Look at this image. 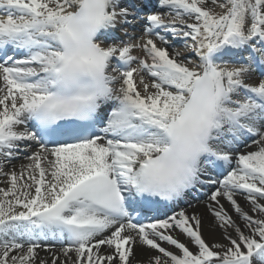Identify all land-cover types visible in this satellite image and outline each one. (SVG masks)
<instances>
[{"label": "snow or ice", "instance_id": "1", "mask_svg": "<svg viewBox=\"0 0 264 264\" xmlns=\"http://www.w3.org/2000/svg\"><path fill=\"white\" fill-rule=\"evenodd\" d=\"M156 9L0 0V264H264V0Z\"/></svg>", "mask_w": 264, "mask_h": 264}, {"label": "bare ground", "instance_id": "2", "mask_svg": "<svg viewBox=\"0 0 264 264\" xmlns=\"http://www.w3.org/2000/svg\"><path fill=\"white\" fill-rule=\"evenodd\" d=\"M125 2L127 4H131L130 0H125ZM135 6V5H134ZM156 7V4H155ZM137 24H135V28L131 29V27H128V31L129 34H134L136 35H140L141 33L139 32V30H137L136 27H138L140 25L139 22H136ZM143 30V29H142ZM141 30V31H142ZM116 36L119 37L120 39H124V33L123 31H117L116 32ZM176 42V41H175ZM257 78H255V75L253 74L252 76V80H250L249 82H254ZM15 166L17 168H19V166L23 163H26V161H24L23 159H18L17 161H14ZM4 178L0 177V180H3ZM0 186H4L2 183H0ZM238 202L245 208V210H248V205L246 203V201L243 199V197H237ZM206 201L205 200H190L189 202H186L185 205L182 208L187 209L188 213L191 214L193 212H196L197 214H199L202 218H203V227H202V233H203V237L206 240V242H208L209 244L215 242V241H220L221 240V233L219 229H216L215 231L211 230L209 225L213 223V218L210 215V213L207 210L206 207ZM222 203H225L226 207H229L227 205L226 202L222 201ZM192 205V206H190ZM229 210L231 211V209L229 208ZM178 211V210H177ZM234 215V214H233ZM182 241L185 240V238L183 236L179 237ZM191 247V245H189ZM193 251H195V249H192ZM135 254H136V261H142L143 264H148V258L151 255H155L156 253L153 251H149L146 250L144 248L141 247H137L135 249ZM40 256L44 257L47 256V253L41 251L40 252ZM135 264V262H134Z\"/></svg>", "mask_w": 264, "mask_h": 264}, {"label": "rangeland", "instance_id": "3", "mask_svg": "<svg viewBox=\"0 0 264 264\" xmlns=\"http://www.w3.org/2000/svg\"><path fill=\"white\" fill-rule=\"evenodd\" d=\"M154 10H157V9H154V8H149V9H147V13H149V12H151V11H154ZM144 21V20H143ZM142 21V23H141V25L144 23ZM173 43H175L176 44V46L179 48V47H181V44H180V42L179 41H174ZM20 159H22V158H20Z\"/></svg>", "mask_w": 264, "mask_h": 264}]
</instances>
